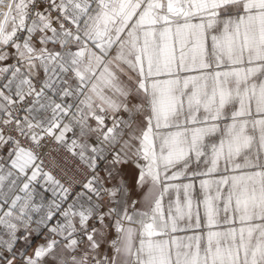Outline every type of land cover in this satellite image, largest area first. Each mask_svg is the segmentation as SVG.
Returning a JSON list of instances; mask_svg holds the SVG:
<instances>
[{
	"label": "snow or ice",
	"instance_id": "obj_1",
	"mask_svg": "<svg viewBox=\"0 0 264 264\" xmlns=\"http://www.w3.org/2000/svg\"><path fill=\"white\" fill-rule=\"evenodd\" d=\"M0 264H264V0H0Z\"/></svg>",
	"mask_w": 264,
	"mask_h": 264
}]
</instances>
